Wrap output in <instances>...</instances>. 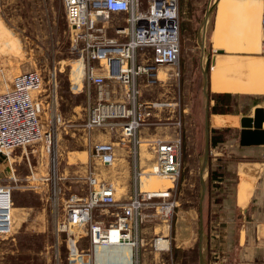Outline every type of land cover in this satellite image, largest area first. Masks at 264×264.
Segmentation results:
<instances>
[{"label": "rangeland", "instance_id": "374dc122", "mask_svg": "<svg viewBox=\"0 0 264 264\" xmlns=\"http://www.w3.org/2000/svg\"><path fill=\"white\" fill-rule=\"evenodd\" d=\"M177 1L179 21L177 64L159 66L156 71L157 80L154 83H147L144 75H140L136 83L139 87L137 99L140 101V108L144 112H149L140 128H146L149 132L154 131L156 133L154 136L160 135L164 139L173 134L178 135L179 172L169 196L155 198L154 204L146 210L147 215L138 226L137 236L138 240L141 237L142 241L147 243L153 242V237L166 239V247L156 249V264H200L197 255L199 210L201 209V223H203L207 200H213L218 206L220 197H224L226 193L219 184L215 186L211 181L215 177L211 170V149L214 145L210 142V137L212 139L236 132L234 128L218 132L210 125H238L239 120L238 118L222 120L217 119L216 115L209 116L208 153L202 168L206 97L197 77V57L201 55V58H204L208 47L207 33L203 35L201 29L204 12L207 8L205 25L208 30L213 15L212 6L217 0ZM220 1L223 0L218 1V6H221ZM260 2L262 4L261 0ZM56 11L54 0H0V91L10 85L13 74L28 69L39 71L44 82L42 94L37 95L44 100L39 113L41 129H45L44 132L52 130L54 139V144L51 141L48 154L41 147L42 141L14 147L6 156L0 154L2 173L7 174L10 166L19 184L11 193L13 207L17 209L14 211H12L13 207L10 209L11 233L6 237H0V264H65L66 245L71 239H75L74 244L77 248H84L86 239L82 235L78 238L76 233L55 234L54 192L55 214L58 216V213L62 212L63 200L68 195H82L86 192V170L92 169L97 162L91 154L92 144L112 141L115 149H122L123 146L121 144L123 142L118 143L114 130L106 126L91 128L83 126L89 103L87 101L91 98L88 94L86 98L84 88L77 90L71 79V71L74 78L81 74L80 78L84 82L87 49L84 41L74 38L73 31L66 27L64 18L58 17ZM106 20L105 35L115 37L118 41L124 39L123 34L115 32L114 28L115 25L124 24L123 15L111 13L107 15ZM182 26L184 30L181 31ZM149 56L150 52L148 54L145 51L141 57L139 55L138 60ZM92 62L95 67L98 66L96 60L93 59ZM203 69L204 66L202 71ZM51 74L55 78V100L53 99L50 106L46 105L49 103L46 92L50 87L46 79L48 76L51 77ZM110 82L119 88V83L114 80ZM91 89L94 93V87L89 90ZM112 94L114 96L111 99H119L118 92L114 91ZM230 100L226 105L227 110L238 109L246 102L242 99ZM249 106V104L245 105V110ZM52 113H54V121ZM140 140L139 165L142 171L139 181L134 177L135 166L128 152L125 157L127 168L116 171L118 178L113 183L114 196L117 199L129 186L151 190L171 185L170 180L165 177L146 173L144 167L151 161L152 153L146 144V138ZM119 157L122 155L115 152L111 167L116 162L125 161ZM68 163L74 167L76 165L86 167L85 172L83 171L78 177L79 182L64 179L61 168ZM201 168L202 172H200ZM30 171L37 176L49 174L51 179L55 173L58 178L55 185H53L54 179L51 180L53 188L49 185L47 191L40 190V187L28 188V181H32L26 180L25 175L30 174ZM215 171L218 173L217 170ZM128 173L126 181L121 182L120 177L127 176ZM140 178L144 185L140 184ZM200 179L204 184L203 196ZM34 183L38 182L33 181L32 184ZM125 184H128L127 187H124ZM221 194L223 196H220ZM169 200H172L173 204L164 217L157 209L163 202ZM213 209H217L216 205H213ZM99 213H105L104 215L107 216L109 214L108 211ZM108 217L114 218L113 215ZM109 218L105 219V225L112 222ZM122 249L127 251V246H123Z\"/></svg>", "mask_w": 264, "mask_h": 264}, {"label": "built area", "instance_id": "2783aa9c", "mask_svg": "<svg viewBox=\"0 0 264 264\" xmlns=\"http://www.w3.org/2000/svg\"><path fill=\"white\" fill-rule=\"evenodd\" d=\"M66 27L73 31L74 38L84 41L87 49L84 68V85L94 87V96L87 104L83 126L85 128L106 126L114 130L118 142L126 144L133 158L134 177L139 181L140 125L149 112L140 108L137 99L139 87L137 79L144 75L147 83L157 80L159 66H175L179 54V21L177 0H61ZM260 16V52L264 57V0ZM124 13V24L115 25V32L124 39L106 38L103 24L109 12ZM205 27V25H204ZM204 27L202 30H204ZM203 39V37H202ZM139 50H142L139 52ZM145 51L150 56L138 60ZM96 60L98 66L93 65ZM121 85V98L111 99L114 92L110 81ZM46 82L50 87L46 92L49 103L55 100V78L51 74ZM110 82V83H109ZM43 77L36 69L22 70L12 75L10 85L0 91V154L7 155L14 147H23L42 141V149L49 153L52 130L44 132L39 118L43 99ZM54 99V100H53ZM46 101V100H45ZM57 116V115H56ZM57 120V119H56ZM152 159L144 167L146 173L170 180L171 185L162 189L141 190L134 186L125 198H115V189L91 170H86V192L82 195L70 194L62 203V212L56 214L54 229L58 232L87 233L92 242H106L110 227L119 232L116 241H125L136 246L139 224L145 219L146 210L155 198L169 196L172 184L180 166V140L177 134L164 139L160 135L146 138ZM262 157L264 159V142ZM91 154L99 162L109 164L115 158L112 141H99L91 146ZM7 174L0 172V237L11 233L12 190L18 188L13 168L8 166ZM25 175L28 188L40 187L48 190L55 185L57 175ZM54 179V181H53ZM53 185H52V181ZM53 188V187H52ZM53 191V190H52ZM172 200L163 202L157 209L164 217ZM108 211L113 215L109 225L93 219V211ZM68 237V236H67ZM65 264H94L86 250L78 249L74 239L66 245Z\"/></svg>", "mask_w": 264, "mask_h": 264}, {"label": "crops", "instance_id": "0c3cea01", "mask_svg": "<svg viewBox=\"0 0 264 264\" xmlns=\"http://www.w3.org/2000/svg\"><path fill=\"white\" fill-rule=\"evenodd\" d=\"M218 1L212 6L213 15L210 29L207 30L205 25L202 30L203 35L207 33L208 47L204 58H201V55L197 57V77L200 84L203 85L202 67L204 66L203 62L207 59L205 82L209 95L205 101H208L209 108L213 105L216 95H229L228 101L216 102L217 109L215 112H209V116L216 115L217 119L222 120L236 118L239 120L242 114H251L255 106L262 105L264 107V57L260 52L262 4L260 0H223L220 1L221 6H218ZM54 3L57 10L56 15L63 19L62 1L54 0ZM111 13L121 14L124 19V13L121 11L108 14ZM106 24L107 20L103 24L104 35ZM180 30H184L183 26ZM105 37L113 38L106 35ZM80 75L74 78L71 71L72 82L76 85L77 90L84 88L86 98L88 94L92 99L94 93L92 89L86 88ZM110 85L115 92H118L120 99V85H118L119 88L114 83H110ZM91 99L89 101L86 99V101L91 102ZM237 99L246 101L242 106L244 108L227 110L226 105L229 100L237 101ZM248 104L250 106L245 110V105ZM210 126L218 132L230 128H234L236 132L218 137L211 149V169H218V174L211 181L215 186L219 184V187L223 188L226 193L224 197H220L218 206L213 203V200L207 201V210L204 211L202 223V255L206 258L207 264H264V159L261 154L262 145L241 144L239 142L240 123L238 125ZM154 135H156L154 131L149 132L146 128L139 130L140 138H151ZM121 144L124 147L122 146V149L114 147V152L122 155L119 159L125 160L129 151L125 143ZM96 161L90 170L98 178L111 183L112 186L118 178L116 171L127 168V160L116 162L113 167L110 166L112 162L104 164L98 159ZM61 169L64 179L68 178L69 181L79 182L78 177L83 171L85 172L86 167L83 165L74 167L68 163ZM0 172L2 173V169ZM128 176L129 173L127 176L120 177V181H126ZM127 185L125 184L124 187ZM141 185H144L142 179ZM69 186L71 187V185H67V187ZM133 188L129 186L124 189L119 198L127 197ZM213 205H216V210L213 209ZM14 210L17 209L13 207L12 211ZM104 214L93 211L92 217L104 224L105 219L107 220L108 216H111L110 213L108 216ZM76 235L78 238L81 235L85 237L86 245L84 248L78 249L86 250L94 264H156L157 248L153 242L142 241L141 237L136 246H132L127 242L124 245L119 244L122 241L92 242L85 232ZM122 246H127V251H124Z\"/></svg>", "mask_w": 264, "mask_h": 264}, {"label": "water", "instance_id": "95a60500", "mask_svg": "<svg viewBox=\"0 0 264 264\" xmlns=\"http://www.w3.org/2000/svg\"><path fill=\"white\" fill-rule=\"evenodd\" d=\"M208 14V9L206 8L203 18H202V28L205 25V19ZM207 68V63L204 65L203 73V85L202 91L205 93L206 97V82H205V72ZM209 105L208 101L205 103L204 107V150H203V160L202 168L206 161V156L208 153V142H209ZM264 107L262 105L255 106L251 114H242L239 119L240 129H239V142L241 144H255L261 145L264 142ZM202 168L200 172H202ZM200 186L202 189V196L204 191L203 181L200 179ZM201 237H202V223H201V209L199 210V220H198V261L200 264H207L206 258L202 255L201 251Z\"/></svg>", "mask_w": 264, "mask_h": 264}, {"label": "bare ground", "instance_id": "6f19581e", "mask_svg": "<svg viewBox=\"0 0 264 264\" xmlns=\"http://www.w3.org/2000/svg\"><path fill=\"white\" fill-rule=\"evenodd\" d=\"M259 23V22H258ZM74 84V83H73ZM76 86V85H75ZM262 90V89H261ZM57 115V114H56ZM55 119H57V116H55ZM52 120L54 121V113H52ZM54 126V125H53ZM54 129V128H53ZM53 134V133H52ZM52 144H54V139H53V136H52ZM140 184H141V178H140ZM53 200H54V215L56 217V209H55V204H56V195H55V192H54V196H53ZM13 207V204L11 206V208ZM10 208V209H11ZM119 236V232H117L116 229L110 227V230L108 231V234H107V238L106 240L108 242H111V241H116L117 240V237ZM153 243L155 245L156 248H165L166 247V239L162 238V237H157L153 239ZM119 244L121 245H124L126 244L125 241H122L120 242ZM98 246V245H97ZM123 247V246H122ZM125 256V255H124Z\"/></svg>", "mask_w": 264, "mask_h": 264}, {"label": "trees", "instance_id": "16d2710c", "mask_svg": "<svg viewBox=\"0 0 264 264\" xmlns=\"http://www.w3.org/2000/svg\"><path fill=\"white\" fill-rule=\"evenodd\" d=\"M208 95H209V93H208L207 88H206V97H208ZM227 97H229L228 94H226V95H216V96H215V101H214L213 105L210 106L209 110H210L211 112H215L216 109H217V108H216V105H215L216 102H217V101L226 102V101H228V98H227ZM217 138H218V137H213V138L211 139V137H210V140H211L210 142L214 144L215 141L218 140ZM211 170H212V169H211ZM215 170H217V172H218V169L215 168ZM215 170H212V173H213V176H214V177H216V175L218 174V173H216ZM209 178H210V177H209ZM212 179H213V178H212ZM207 201L209 202L210 200H207Z\"/></svg>", "mask_w": 264, "mask_h": 264}]
</instances>
